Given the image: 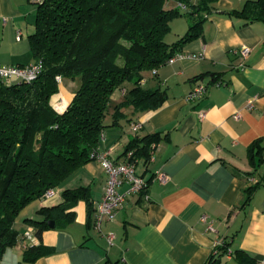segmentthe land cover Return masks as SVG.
<instances>
[{"label": "crops", "instance_id": "0c3cea01", "mask_svg": "<svg viewBox=\"0 0 264 264\" xmlns=\"http://www.w3.org/2000/svg\"><path fill=\"white\" fill-rule=\"evenodd\" d=\"M244 1L216 0L217 11L206 16L200 34L146 73L142 84L159 85L166 100L137 117L139 130L133 131L131 122L103 130L98 150L110 151L117 161L125 159L124 148L134 136L160 133L153 158L136 160L145 190L127 193L115 216L97 231L96 205L106 175L98 161L89 160L56 186L50 200H33L18 213L17 241L4 250L0 264H203L223 241L229 243L223 264H264V148L250 152L256 139L264 147V22L244 23L227 14ZM35 12V0H0V64L34 61L28 36ZM187 27L182 16L173 19L174 32L166 40H176ZM242 47L249 48L245 57ZM201 83L203 94L186 99ZM76 86L62 79L57 100L68 103ZM156 171L167 175L165 182L155 179ZM256 182L247 199L245 187ZM78 187H85L86 195L72 205L71 220L64 227L55 221L36 239L35 228L24 219H41L40 207L58 204L62 190ZM126 190V183L118 186L119 192ZM106 233L114 236L112 244ZM40 242L52 251L34 262L22 261L23 251Z\"/></svg>", "mask_w": 264, "mask_h": 264}, {"label": "trees", "instance_id": "16d2710c", "mask_svg": "<svg viewBox=\"0 0 264 264\" xmlns=\"http://www.w3.org/2000/svg\"><path fill=\"white\" fill-rule=\"evenodd\" d=\"M35 2L34 29L28 39L39 72L29 82H0V257L17 241L18 213L33 200H50L44 197L48 189L94 159L106 127L134 124L140 114L162 105L166 91L159 85L144 86L146 73L181 53L200 34L206 16L217 11L216 0ZM227 14L244 23L264 22V0H245L241 9ZM180 16H185L188 27L168 42L170 22ZM62 79L76 81L77 86L71 100L57 111ZM159 136V132L134 136L124 148L125 159L128 152L129 161L149 159ZM260 148L264 147L256 139L250 152ZM257 184L245 187L247 199ZM85 190H62L61 202L37 210L41 219H24L35 228L36 239L49 228V220L64 227ZM228 246L221 242L203 264H223ZM51 251L41 242L30 244L22 261L34 262Z\"/></svg>", "mask_w": 264, "mask_h": 264}, {"label": "built area", "instance_id": "2783aa9c", "mask_svg": "<svg viewBox=\"0 0 264 264\" xmlns=\"http://www.w3.org/2000/svg\"><path fill=\"white\" fill-rule=\"evenodd\" d=\"M249 53V48L242 47L240 48V54L242 56H247ZM171 60V59H170ZM40 69V64L29 63L26 65H10V64H0V82L5 80H23L29 82L33 80L38 74ZM57 77V81H59ZM205 91L204 84L196 85L191 91L186 95V99L192 100L198 98ZM255 98L249 99L247 101V108L253 106ZM55 109L59 111L55 105ZM204 116L203 112H199V117ZM234 118L238 119L239 114L235 113ZM141 127L140 123L132 124V130L137 131ZM156 148V145H152V149L149 153V159L153 158V151ZM131 152H128L126 159L123 161H117L110 155V151L98 152L95 156V160L99 162L102 166L105 175L106 181L103 188V194L101 199L96 205V216L94 220V228L97 231L101 229V223L105 220L112 219L116 212L122 207L124 202L125 195L127 193H142L146 188V180L136 172V159L129 161ZM155 179L159 182H165L167 175L163 171H156ZM121 183L127 184V190L125 192H119L118 186ZM57 194L56 188L48 189L44 197L46 199H51ZM108 244H112L114 236L111 233L104 234ZM30 238L28 233L24 235V238Z\"/></svg>", "mask_w": 264, "mask_h": 264}, {"label": "bare ground", "instance_id": "6f19581e", "mask_svg": "<svg viewBox=\"0 0 264 264\" xmlns=\"http://www.w3.org/2000/svg\"><path fill=\"white\" fill-rule=\"evenodd\" d=\"M66 104H67V99L62 98L58 103H56V106L59 109V111H61L66 106Z\"/></svg>", "mask_w": 264, "mask_h": 264}, {"label": "rangeland", "instance_id": "374dc122", "mask_svg": "<svg viewBox=\"0 0 264 264\" xmlns=\"http://www.w3.org/2000/svg\"><path fill=\"white\" fill-rule=\"evenodd\" d=\"M182 18L183 19H185L186 20V18H185V16H182ZM173 30L167 35L168 37H170V36H172L173 35ZM7 83H10V82H12V80H5Z\"/></svg>", "mask_w": 264, "mask_h": 264}, {"label": "water", "instance_id": "95a60500", "mask_svg": "<svg viewBox=\"0 0 264 264\" xmlns=\"http://www.w3.org/2000/svg\"><path fill=\"white\" fill-rule=\"evenodd\" d=\"M48 226L49 227H53L54 226V221L53 220H49L48 221Z\"/></svg>", "mask_w": 264, "mask_h": 264}]
</instances>
